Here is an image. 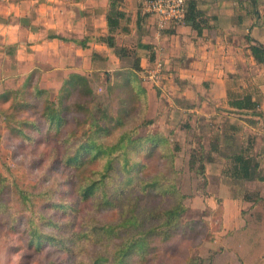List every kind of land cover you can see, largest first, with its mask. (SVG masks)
<instances>
[{
  "label": "trees",
  "instance_id": "trees-1",
  "mask_svg": "<svg viewBox=\"0 0 264 264\" xmlns=\"http://www.w3.org/2000/svg\"><path fill=\"white\" fill-rule=\"evenodd\" d=\"M248 1L264 26V0ZM116 6L111 0L109 34L98 40L122 58L125 49L116 45L113 35L122 17ZM184 23L197 34L206 26L194 0H187ZM250 51L258 63H264L263 44L253 43ZM139 70L135 58L130 67L104 72L105 102L95 93L92 81L96 77L90 74L69 73L53 97L40 86L36 70L16 88L0 90V113L4 118L12 116L6 126L20 142L18 147L59 149L51 165L61 167L60 187H23L0 173V229L21 242L12 246L14 251L26 250L18 264L48 248L61 256L55 264H176L169 258L182 253L185 241L201 236L207 222L184 218L186 195L176 180L174 166L179 147L171 146L162 132L139 134L152 119L128 125L134 112L140 106L145 110L147 103ZM236 104L254 106L249 96ZM22 114L26 117L21 118ZM206 160L209 156L200 145L193 148L189 170L201 175ZM253 162L250 155L233 154L223 174L231 180L264 181ZM244 199L251 204L243 212L244 225L226 236L231 237V246L239 249L240 264H260L264 200L250 192ZM256 205L260 209H254ZM210 215L220 229L221 206L210 209ZM53 263L50 259L45 264Z\"/></svg>",
  "mask_w": 264,
  "mask_h": 264
},
{
  "label": "crops",
  "instance_id": "crops-1",
  "mask_svg": "<svg viewBox=\"0 0 264 264\" xmlns=\"http://www.w3.org/2000/svg\"><path fill=\"white\" fill-rule=\"evenodd\" d=\"M194 1L206 19L200 34L184 22L159 28L137 0H115L122 17L113 35L122 58L98 40L109 34L111 0L1 1L0 90L16 88L34 70L42 87L56 91L69 73H104L135 58L143 73L163 61L158 84L142 83L147 117L165 134L177 133L182 151L203 148L209 160L199 195L210 209L221 206L222 231L233 230L251 206L246 192L264 200V181L223 174L229 157L244 153L264 175V63L250 51L255 42L264 45V26L248 0ZM245 96L253 107L236 104Z\"/></svg>",
  "mask_w": 264,
  "mask_h": 264
},
{
  "label": "rangeland",
  "instance_id": "rangeland-1",
  "mask_svg": "<svg viewBox=\"0 0 264 264\" xmlns=\"http://www.w3.org/2000/svg\"><path fill=\"white\" fill-rule=\"evenodd\" d=\"M128 64L127 59H125V62H121V65L115 69L129 67L126 66ZM137 74L141 83H143V73L137 72ZM89 76L92 78L96 77V79L92 81L95 93L99 96L100 101L105 102L104 74L92 73ZM48 91L52 97L57 93V90ZM118 93L121 95V91H118ZM5 107L6 106H3L2 110L8 112V109ZM20 117L23 118L26 117V115L22 114ZM143 119H152L147 117V103L145 110H142L140 106V109L134 112L128 121V125H138ZM11 120L13 121L12 116L4 118L2 113H0V173L7 177L9 182H16L23 187L35 184L60 187L61 167L59 166L57 168V166L51 165L52 157L54 154L56 155L58 153L59 149L50 150V148L43 145L38 147L25 146L19 148L17 143L20 142L10 135L6 126L7 121ZM153 124L154 123L140 128L139 134L145 135L147 133L162 132ZM165 135L169 138L171 146H178L176 140L177 133ZM179 148V152L175 153L174 166L178 172L176 180L178 181L182 193L186 195L184 203L188 207V210L184 218H202L207 223L202 227L201 236L195 240L185 241L181 247L182 253L178 256L170 257L169 261L176 264L183 263L184 261H186V263L193 261V264H240L239 249L235 250L231 246V237L226 236L227 232H232V230L228 229L222 231V227L220 229L217 228V219L215 218L212 221L210 208L206 206L207 202L204 200V196L199 195L203 192V180L200 174L196 173L194 169L189 170L188 166L190 153L193 148L191 149V147L185 146L184 151H182L181 147ZM196 195H198V197ZM52 197L53 199H57L56 194ZM245 219V216L242 215V224ZM234 230L236 229H233V231ZM262 236L263 249L260 252V264H264V233ZM17 244H21V242H18L15 236L6 234L4 229H0V264H18L20 255L25 253L26 250L22 248L19 252L14 251L12 246ZM60 257L58 252L54 251L52 248H48L39 255H33L32 258L28 260L25 259L24 263L45 264L52 259L54 261L53 264H55V261L59 262L57 259Z\"/></svg>",
  "mask_w": 264,
  "mask_h": 264
},
{
  "label": "built area",
  "instance_id": "built-area-1",
  "mask_svg": "<svg viewBox=\"0 0 264 264\" xmlns=\"http://www.w3.org/2000/svg\"><path fill=\"white\" fill-rule=\"evenodd\" d=\"M6 1V0H0ZM145 12L155 16L159 28L165 27L167 23L184 22V15L187 9V0H137ZM164 63L157 60L154 66L142 74L145 83L158 84L162 79Z\"/></svg>",
  "mask_w": 264,
  "mask_h": 264
}]
</instances>
